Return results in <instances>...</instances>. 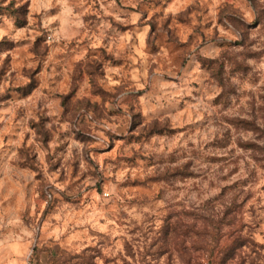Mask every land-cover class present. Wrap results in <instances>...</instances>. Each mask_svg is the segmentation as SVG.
Returning <instances> with one entry per match:
<instances>
[{
	"label": "clouds",
	"instance_id": "1",
	"mask_svg": "<svg viewBox=\"0 0 264 264\" xmlns=\"http://www.w3.org/2000/svg\"><path fill=\"white\" fill-rule=\"evenodd\" d=\"M0 264H264V0H0Z\"/></svg>",
	"mask_w": 264,
	"mask_h": 264
}]
</instances>
